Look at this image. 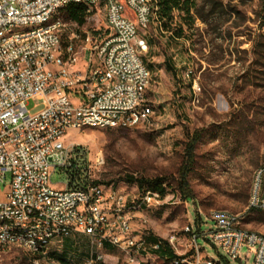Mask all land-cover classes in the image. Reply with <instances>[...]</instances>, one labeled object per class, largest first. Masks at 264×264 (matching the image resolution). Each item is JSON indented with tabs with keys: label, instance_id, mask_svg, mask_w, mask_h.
<instances>
[{
	"label": "built area",
	"instance_id": "obj_1",
	"mask_svg": "<svg viewBox=\"0 0 264 264\" xmlns=\"http://www.w3.org/2000/svg\"><path fill=\"white\" fill-rule=\"evenodd\" d=\"M71 4L86 6L88 14L104 7L105 34L88 31L79 47L80 23L61 15ZM156 18V0H0V252L18 247L34 255L35 264H75L51 244L81 232L92 240L81 264L104 261L106 243L124 254L125 264H161L163 248L178 252L191 235L192 252L166 264L229 262L204 254L203 234L231 258L241 259L247 247L254 264H264V233L245 228L241 214L229 209L212 211L210 229L198 232L187 224L167 243L150 241L147 213L176 202V191L165 181L159 187L136 183L131 190L89 180L86 154L65 141L72 128L138 127L154 114L152 72L144 60L149 44L140 30ZM33 98L44 105L34 114L28 108ZM57 170L67 174L63 188L52 185ZM249 206L264 210V161Z\"/></svg>",
	"mask_w": 264,
	"mask_h": 264
},
{
	"label": "rangeland",
	"instance_id": "obj_2",
	"mask_svg": "<svg viewBox=\"0 0 264 264\" xmlns=\"http://www.w3.org/2000/svg\"><path fill=\"white\" fill-rule=\"evenodd\" d=\"M194 4L191 15L175 9L169 28L156 18L140 30L149 44L144 60L152 72L148 98L155 112L150 119L132 128H72L65 138L67 144L81 147L92 164L89 180L133 190L136 183L128 181V176L152 182L163 178L157 187L165 181L176 191V202L147 213L146 228L152 242L167 243L170 233H183L187 224H194L198 232L210 229L215 209L239 213L245 228L264 233V210L249 206L256 170L264 161V60L254 53L264 34L260 1L194 0ZM61 15L71 21L67 8ZM80 25L79 47L85 44L88 31L95 34L96 28L105 29V8L88 14ZM176 29H183L181 36L173 33ZM43 107L39 98L28 103L32 114ZM196 136L199 139L188 175L191 197L185 198L179 187L180 173L186 163L187 144ZM99 156L103 157L101 163L96 162ZM66 183L65 171L53 173V187L63 188ZM4 191L2 186L0 199ZM198 242L205 247L204 254L228 257L226 264H254L255 255L247 247L241 259H234L203 234ZM190 243L188 235V240L178 245V252L167 247L176 254H190ZM51 247L81 264L92 240L77 232L53 240ZM102 252L105 258L100 264H125L124 254L115 246L106 243ZM33 258L18 247L0 252V264H35ZM168 262L166 257L160 260L161 264Z\"/></svg>",
	"mask_w": 264,
	"mask_h": 264
},
{
	"label": "trees",
	"instance_id": "obj_3",
	"mask_svg": "<svg viewBox=\"0 0 264 264\" xmlns=\"http://www.w3.org/2000/svg\"><path fill=\"white\" fill-rule=\"evenodd\" d=\"M262 13L264 15V0H259ZM156 2L159 4V19H162V25L163 27L169 28L170 19L173 18V12L175 9H182L185 10V12L188 15H191V10L195 6L194 0H156ZM68 9V16L70 19L76 20L79 23L83 24L86 21V17L88 15L87 8L84 5L78 4V5H69L66 7ZM264 21V16H263ZM98 31L95 32V35ZM177 36H181L183 33V29H176L174 32ZM105 34V33H104ZM261 40H258L254 47V53L260 58L264 60V34L260 38ZM148 65V64H147ZM149 67V65H148ZM199 137L196 136L195 138H192L188 144H187V156H186V163L180 173V180H179V187L184 195L185 198L191 197L190 194V185H189V173L192 169V165L194 163V153L195 148L197 145ZM128 181L138 184H143L145 182H148L155 187L159 184V182L162 181L163 178H156L155 180L148 181V179L144 178H137L134 176H128ZM98 182V181H96ZM163 255H166L169 260L175 258L178 256L171 248H163L160 251Z\"/></svg>",
	"mask_w": 264,
	"mask_h": 264
},
{
	"label": "crops",
	"instance_id": "obj_4",
	"mask_svg": "<svg viewBox=\"0 0 264 264\" xmlns=\"http://www.w3.org/2000/svg\"><path fill=\"white\" fill-rule=\"evenodd\" d=\"M86 19H87V17H86ZM105 30H106V25H105V29H102L101 27L96 28V31H98L97 34L99 36L103 35L105 33Z\"/></svg>",
	"mask_w": 264,
	"mask_h": 264
}]
</instances>
